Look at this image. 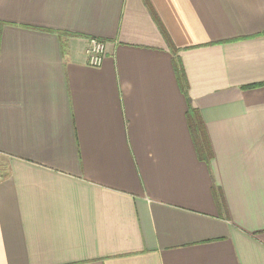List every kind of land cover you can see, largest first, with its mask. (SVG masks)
Instances as JSON below:
<instances>
[{
	"label": "crops",
	"instance_id": "0c3cea01",
	"mask_svg": "<svg viewBox=\"0 0 264 264\" xmlns=\"http://www.w3.org/2000/svg\"><path fill=\"white\" fill-rule=\"evenodd\" d=\"M0 22V264H264V0H0Z\"/></svg>",
	"mask_w": 264,
	"mask_h": 264
},
{
	"label": "trees",
	"instance_id": "16d2710c",
	"mask_svg": "<svg viewBox=\"0 0 264 264\" xmlns=\"http://www.w3.org/2000/svg\"><path fill=\"white\" fill-rule=\"evenodd\" d=\"M3 26H4L3 23L0 22V38H1ZM189 127L191 134L193 135V139L195 141L197 152L201 156L203 153L206 154L207 153L206 143L204 141L205 132L202 129L201 120L198 117L197 119H194L192 115L189 114Z\"/></svg>",
	"mask_w": 264,
	"mask_h": 264
},
{
	"label": "built area",
	"instance_id": "2783aa9c",
	"mask_svg": "<svg viewBox=\"0 0 264 264\" xmlns=\"http://www.w3.org/2000/svg\"><path fill=\"white\" fill-rule=\"evenodd\" d=\"M86 54L91 66L100 67L104 60L105 44L98 39H91Z\"/></svg>",
	"mask_w": 264,
	"mask_h": 264
},
{
	"label": "rangeland",
	"instance_id": "374dc122",
	"mask_svg": "<svg viewBox=\"0 0 264 264\" xmlns=\"http://www.w3.org/2000/svg\"><path fill=\"white\" fill-rule=\"evenodd\" d=\"M0 176H3V175L0 174Z\"/></svg>",
	"mask_w": 264,
	"mask_h": 264
}]
</instances>
